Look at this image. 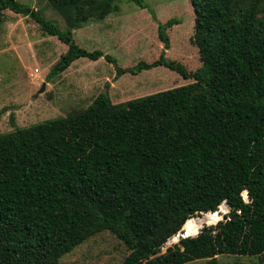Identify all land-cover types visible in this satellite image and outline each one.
I'll return each instance as SVG.
<instances>
[{"label":"trees","instance_id":"trees-1","mask_svg":"<svg viewBox=\"0 0 264 264\" xmlns=\"http://www.w3.org/2000/svg\"><path fill=\"white\" fill-rule=\"evenodd\" d=\"M125 1L147 8L47 0L62 30L42 11L0 0V20L29 17L67 46L47 80L104 58L116 77L162 67L193 81L122 103L107 92L65 118L1 134L0 264H59L105 231L130 251L123 264H264V0H190L202 62L194 72L167 54L178 19L158 23L163 49L151 64L123 69L75 42L76 30L120 15ZM186 224L198 233L185 236Z\"/></svg>","mask_w":264,"mask_h":264},{"label":"rangeland","instance_id":"rangeland-1","mask_svg":"<svg viewBox=\"0 0 264 264\" xmlns=\"http://www.w3.org/2000/svg\"><path fill=\"white\" fill-rule=\"evenodd\" d=\"M18 1L35 11H42L47 20L55 22L62 30L67 28L64 19L47 0ZM143 2L146 9L157 15L162 23L169 19L181 21V28L173 27L168 31L172 52L169 58H178L189 72L199 69L202 62L198 48L192 43L195 13L190 0ZM118 4L124 13L111 16L100 24L90 21L87 26L74 32L75 42L89 52L101 49L109 52L101 50L115 58L123 69L135 67L140 62L151 64L158 60L162 43L158 38L160 22L157 19H154L156 23L151 24L152 27L149 23L144 27L151 35L147 39L140 38L138 45L129 43L127 50L114 47L113 38L105 41V36L117 31L129 19L131 27L135 23H146L144 20H131L141 10L140 7L126 1ZM66 51L65 44L55 37L45 36L31 18L5 12L0 20V135L16 128H28L80 112L89 107L100 94L107 92L114 103H122L193 82L162 67L142 71L137 76L125 74L116 77L115 66L104 58L96 62L82 58L60 76L47 80L52 67ZM43 86L45 90L40 93ZM4 108L7 110L2 112ZM11 115L14 116L13 124ZM226 213L228 210H222L221 218ZM129 254L130 251L117 236L105 231L77 247L62 258L59 264H123ZM219 261L222 264H257L256 260L239 257L223 256L219 257ZM203 262L199 260L189 264Z\"/></svg>","mask_w":264,"mask_h":264},{"label":"crops","instance_id":"crops-1","mask_svg":"<svg viewBox=\"0 0 264 264\" xmlns=\"http://www.w3.org/2000/svg\"><path fill=\"white\" fill-rule=\"evenodd\" d=\"M148 9H141L136 16L131 17V20L134 21H141L144 20L146 23L139 22L135 23L134 27H131L128 23V20L126 24L121 26L117 31L115 32H110L109 36H105L104 39L105 41H108V38L112 40L113 38V46L117 47L119 49L122 47V49L127 50L126 47H128L129 43H136V45L139 44V39H147L148 36L151 35V33L148 32L147 28H144L148 23L152 27V25H155L156 22H154V18L151 15V12H149ZM124 13V12H121ZM145 14V15H144ZM157 16V15H156ZM157 21L162 23L159 17H156ZM108 20V19H107ZM106 22V21H105ZM100 24V23H99ZM152 24V25H151ZM157 25V24H156ZM148 32V33H147ZM150 39V38H148ZM128 43V44H127ZM163 44H160V47L163 49ZM104 53H108L107 51L101 49ZM170 50L168 51L167 54H170ZM160 56V55H159ZM106 78V77H105Z\"/></svg>","mask_w":264,"mask_h":264},{"label":"water","instance_id":"water-1","mask_svg":"<svg viewBox=\"0 0 264 264\" xmlns=\"http://www.w3.org/2000/svg\"><path fill=\"white\" fill-rule=\"evenodd\" d=\"M44 90H45V87L43 86V88L40 90V93H43L44 92ZM204 215L205 214H200L199 216H197L196 218H194V219H202L203 217H204ZM203 216V217H202ZM186 226H187V224L184 226V235L185 236H189V235H194L195 233H198V229L197 228H195L194 229V231H190V230H188L187 228H186ZM183 238V234H179V235H177L176 236V240H180V239H182Z\"/></svg>","mask_w":264,"mask_h":264},{"label":"built area","instance_id":"built-area-1","mask_svg":"<svg viewBox=\"0 0 264 264\" xmlns=\"http://www.w3.org/2000/svg\"><path fill=\"white\" fill-rule=\"evenodd\" d=\"M36 72L38 73V72H39V70H36Z\"/></svg>","mask_w":264,"mask_h":264}]
</instances>
